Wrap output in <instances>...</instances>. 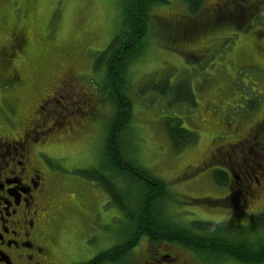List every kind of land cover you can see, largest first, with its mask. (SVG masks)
Returning a JSON list of instances; mask_svg holds the SVG:
<instances>
[{
	"label": "rangeland",
	"instance_id": "1",
	"mask_svg": "<svg viewBox=\"0 0 264 264\" xmlns=\"http://www.w3.org/2000/svg\"><path fill=\"white\" fill-rule=\"evenodd\" d=\"M149 16L145 49L124 70L130 119L121 137L128 153L165 184L167 221L223 226L236 238L250 230L253 245L264 233V0H204L192 16L182 1L169 0L150 7ZM120 23L117 0H0V46L16 38L26 42L15 61L4 69L0 62L1 73L14 69L18 78L0 84V114L7 122L2 118L1 129L15 133L29 121L37 127L48 116L36 129L53 128L40 150L62 159L64 168L56 171L76 185L57 213L52 264L85 263L120 240L123 211L109 204L99 182L75 174L99 170L106 129L116 124L102 61L96 60L113 45ZM167 82L186 84L187 99L162 94ZM57 86L65 123L58 131L62 114L51 110L60 107L39 102ZM172 116L191 135L189 142L168 136L165 121ZM160 243L167 242L141 237L130 251L132 264ZM167 244L173 254L174 243Z\"/></svg>",
	"mask_w": 264,
	"mask_h": 264
},
{
	"label": "trees",
	"instance_id": "2",
	"mask_svg": "<svg viewBox=\"0 0 264 264\" xmlns=\"http://www.w3.org/2000/svg\"><path fill=\"white\" fill-rule=\"evenodd\" d=\"M168 1L117 0V6L120 7L121 12V28L113 45L108 46L96 60V62L102 61L103 80L106 82L109 101L113 105V118L116 120V126L113 125L106 129L103 146L104 160L99 170L90 169L76 171V173H81L83 178L99 182L106 191L109 204L121 209L124 219L119 232L118 244L82 264H130V250L141 237L151 242L182 245L206 263L232 260L241 264H264V233L255 235L258 238L257 243L252 245L250 233H254L250 230L236 238L232 237L223 226L215 225L216 227L212 226V230H208L200 222H195L194 226H191L167 221L163 216L164 207L162 205L168 203L167 200H169L164 192L165 184L149 177L145 171L135 165L137 159L128 153V147L126 148L121 137L130 119L129 102L122 94L124 70L132 62L131 60L138 57L145 49L150 7L166 4ZM180 1L187 6L191 16L203 10L204 0ZM162 88V94L170 93L176 98L183 96L187 99L186 84L179 83L172 86L167 82L162 84ZM188 101L195 105L192 95L188 96ZM172 117V119L166 118L165 121L168 136L173 141L182 137L179 140L180 143L183 139L184 142H189L192 139L191 135L180 127L176 116ZM171 122L174 125H171ZM215 174H213L214 179ZM217 178L219 179L218 176ZM131 186L133 189H130ZM137 187L138 192L134 190Z\"/></svg>",
	"mask_w": 264,
	"mask_h": 264
},
{
	"label": "flooded vegetation",
	"instance_id": "3",
	"mask_svg": "<svg viewBox=\"0 0 264 264\" xmlns=\"http://www.w3.org/2000/svg\"><path fill=\"white\" fill-rule=\"evenodd\" d=\"M24 44H26L25 40L16 38L9 46H0V62L2 61L3 69V64L15 61L16 53L24 47ZM13 71L14 69H11V75L0 72V84L14 83L18 80ZM64 77L68 79L67 81L74 79L70 72L64 74ZM60 83L65 88L63 79ZM60 91L62 88L57 86L50 97H44L39 101L44 106L53 101L55 107H60V110H51L55 117H58L57 112L62 114L59 116V125L55 128L57 131L65 125L63 108L55 97ZM3 92L4 88H1L0 98H4ZM37 107L39 108L37 112L40 113L43 108L40 105ZM47 117L39 121L40 126L35 127L33 124L31 127L29 121L18 132L6 133L1 129L2 118L5 122L6 119L0 114V264H52L50 247L54 240V228L61 215L57 213L66 203L68 190L75 188L76 185L74 181L68 180L56 171L64 168L62 159L48 157L47 153L40 150L41 146L47 145L45 138L53 129L50 126L45 133L36 130L45 127ZM54 137L55 135L51 136ZM82 179L83 177L80 178ZM254 182L260 186L257 179H254ZM223 203L228 207V203ZM241 205L243 206L244 203ZM114 246L115 244L108 249ZM168 246L171 244L160 243L156 247H151L150 255L147 253L141 264H241L232 260L206 263L182 245L173 244V254L167 252L171 251V247ZM130 255L131 253L129 263L132 264Z\"/></svg>",
	"mask_w": 264,
	"mask_h": 264
}]
</instances>
